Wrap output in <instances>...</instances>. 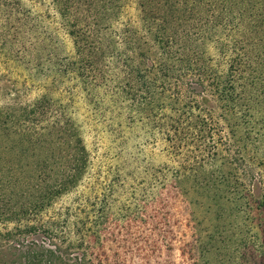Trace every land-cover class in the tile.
<instances>
[{
	"label": "rangeland",
	"instance_id": "obj_1",
	"mask_svg": "<svg viewBox=\"0 0 264 264\" xmlns=\"http://www.w3.org/2000/svg\"><path fill=\"white\" fill-rule=\"evenodd\" d=\"M124 1L105 21L101 0H0V206L19 211L53 190L65 168L53 130L64 124L89 164L77 186L45 199L41 220H69L89 242L98 223L91 249L107 264H264V57L248 52L253 69L232 75L209 64L199 97L183 94L177 79L195 73L161 53L136 0ZM75 38L93 61L82 73ZM42 99L50 110L24 124ZM187 104L219 131L210 164L194 157L198 142L168 136L171 109Z\"/></svg>",
	"mask_w": 264,
	"mask_h": 264
},
{
	"label": "trees",
	"instance_id": "obj_2",
	"mask_svg": "<svg viewBox=\"0 0 264 264\" xmlns=\"http://www.w3.org/2000/svg\"><path fill=\"white\" fill-rule=\"evenodd\" d=\"M159 1L150 0L146 3V0H136V3L147 35L161 53L169 60L175 59L186 68L187 73H195V76L184 74L177 79V89L183 94L199 97L196 89L204 88L200 75L205 73V67L209 64L224 63L232 75L233 72H243L242 69H253L254 60L247 56L248 52L258 60L264 57V0H165L169 4L170 24L161 19L160 14L154 13L156 7L159 9ZM101 2L105 4L102 6L106 12L105 21H110L112 14H118L123 9V4L125 5L124 0H110V4ZM69 16V11L62 14L67 21L70 20ZM78 20L73 21L72 25L76 27ZM70 34L75 37L78 32L71 30ZM75 39L81 62L75 69L82 73L93 66V61H86L84 49ZM213 50L215 55H212ZM84 62L89 66L83 65ZM139 74L137 75L140 76ZM141 87L144 89L142 95L146 96L145 93L151 87L144 82ZM41 108L43 113L45 109H49L44 105V99L26 113L24 124L30 123L29 117L38 114ZM168 119L173 129L167 132L168 136L179 137L180 142L188 148L191 141L198 142L201 146L193 150L194 157L210 164L207 143L215 140L219 131L206 110L198 104H187L182 109H171V117ZM12 124L16 127L15 122ZM60 124L62 123L59 122ZM69 129L63 124L53 130L52 140L57 150L56 166L65 167L62 178L52 185L53 190H47L42 195L44 198L41 197L37 204L20 208L19 211H6L0 206V225L6 227L0 233V264H107L104 258L92 250L94 246L91 249V243L94 245L101 241L98 223L92 225L94 228L89 242L87 234L82 237L72 235L69 220L61 223L52 219H40L49 209L45 199L51 201L53 197L77 186L88 168L89 155L86 147L82 145V139L78 138L76 130ZM32 138L38 140L34 135ZM216 146L215 142L214 146L210 145L214 150ZM217 154L215 150V156Z\"/></svg>",
	"mask_w": 264,
	"mask_h": 264
}]
</instances>
